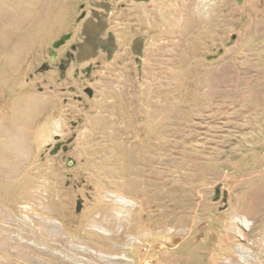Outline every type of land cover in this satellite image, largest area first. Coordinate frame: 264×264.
I'll return each mask as SVG.
<instances>
[{
  "label": "rangeland",
  "instance_id": "obj_1",
  "mask_svg": "<svg viewBox=\"0 0 264 264\" xmlns=\"http://www.w3.org/2000/svg\"><path fill=\"white\" fill-rule=\"evenodd\" d=\"M87 246L264 264V0H0V264Z\"/></svg>",
  "mask_w": 264,
  "mask_h": 264
},
{
  "label": "bare ground",
  "instance_id": "obj_2",
  "mask_svg": "<svg viewBox=\"0 0 264 264\" xmlns=\"http://www.w3.org/2000/svg\"><path fill=\"white\" fill-rule=\"evenodd\" d=\"M35 199V198H34ZM37 200V199H36ZM31 204V203H30ZM256 204H258L257 202H256ZM39 207V206H38ZM253 211V210H252ZM33 212V211H32ZM255 213H256V211H254ZM35 214V213H34ZM34 214H32V215H34ZM254 215V214H253ZM30 217V219H29V221L31 222L32 220H33V218H32V216H29ZM35 217H37V216H35ZM249 218H251V214L250 213H247V214H245L244 216H242L238 221H236L235 222V226H240V227H244V222H246V221H249L248 219ZM37 219V218H36ZM98 219H99V217H98ZM42 221V220H41ZM46 221H49V220H46ZM52 221V220H51ZM51 221H49V222H51ZM94 221H96V222H98V223H100V225H101V223L103 222L102 220H94ZM49 222H48V224H44L45 225V227H46V229L48 230V231H50V229H52L53 227H54V224L53 223H50L49 224ZM53 222V221H52ZM233 222V221H232ZM38 223V222H37ZM45 223V222H44ZM95 223V222H94ZM234 223V222H233ZM27 224V223H26ZM28 225V224H27ZM32 225H33V223H32ZM56 225V224H55ZM97 225V224H96ZM105 225H107V224H105ZM38 227V226H37ZM39 228V227H38ZM34 229V228H33ZM40 229V228H39ZM55 229H57V228H55ZM96 231V230H95ZM27 232V231H26ZM44 232V231H43ZM56 232V231H55ZM17 233V232H16ZM32 233V232H31ZM36 233V232H35ZM40 233V232H39ZM52 233H54V232H52ZM58 233V232H57ZM237 233V232H236ZM15 234V233H14ZM26 234V233H25ZM229 235V234H228ZM19 236V235H18ZM43 236V235H42ZM51 237H53V242L51 241L50 242V245H51V249H50V247H48V249H50L51 251H50V253L52 252V254H56L55 252H54V250L57 248V246L58 247H60V243H58L57 241H56V239H57V234H55V235H53V234H51L50 235ZM107 236V235H106ZM20 237H21V235H20ZM30 237V236H29ZM36 237V236H35ZM30 239V238H29ZM34 239V238H33ZM28 240V239H27ZM130 240V239H129ZM29 241H33V240H28V242ZM36 244H37V242H36ZM26 245L28 246V247H34V245L33 244H31V246H29L30 244H27L26 243ZM33 245V246H32ZM61 245H62V243H61ZM228 245H230V243H228ZM19 246H22V245H19ZM37 247H38V245H37ZM114 247H117V246H114ZM18 248V247H17ZM21 248V247H20ZM91 248V247H90ZM90 248H88V246L87 247H85V249H79V248H74L73 249V257H72V259L71 260H69L68 262H67V264H82L81 263V261H83V258H81V257H83V256H79V255H75L74 253H76V254H80V255H85L86 257H87V255H89V257H90V259H91V262L90 263H87V260H86V264H106L107 262H108V260H109V257L108 256H106V254H105V256L104 255H102V254H100V251H99V249H94V251L93 250H91ZM15 249V248H14ZM72 249V248H71ZM93 249V248H92ZM57 250H59L58 248H57ZM30 251V250H29ZM29 251H27V252H29ZM44 251V250H43ZM42 251V252H43ZM62 251V250H61ZM99 252V253H98ZM20 253H21V251H20ZM49 253V252H48ZM40 254V253H39ZM56 255H58L59 256V254H56ZM42 256V255H41ZM229 257H230V262L229 263H227V264H241L240 262H242L243 263V261L242 260H240V258H239V261H237L236 260V258H237V256L236 255H233V254H231V256L230 255H228ZM53 257V256H52ZM55 257H57V256H55ZM62 257V256H61ZM61 257H59V258H61ZM56 259V258H55ZM115 260V259H114ZM49 261V260H48ZM62 261V260H61ZM64 261V260H63ZM63 261H62V263H63ZM49 263V262H48ZM84 264V263H83Z\"/></svg>",
  "mask_w": 264,
  "mask_h": 264
},
{
  "label": "water",
  "instance_id": "obj_3",
  "mask_svg": "<svg viewBox=\"0 0 264 264\" xmlns=\"http://www.w3.org/2000/svg\"><path fill=\"white\" fill-rule=\"evenodd\" d=\"M86 91L90 94L93 95L94 94V89L92 87H87Z\"/></svg>",
  "mask_w": 264,
  "mask_h": 264
}]
</instances>
